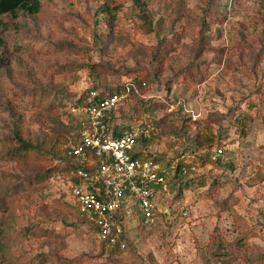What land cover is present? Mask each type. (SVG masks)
Returning <instances> with one entry per match:
<instances>
[{
  "label": "rangeland",
  "instance_id": "obj_1",
  "mask_svg": "<svg viewBox=\"0 0 264 264\" xmlns=\"http://www.w3.org/2000/svg\"><path fill=\"white\" fill-rule=\"evenodd\" d=\"M37 2L1 15L0 227L13 230L0 264H264V0ZM126 80L146 84L115 118L155 104L142 117L156 131L134 150L160 164L167 192L152 224L124 225L126 247L110 250L67 204L65 176H38L64 164L80 93ZM22 141L26 159L8 158ZM179 161L197 173L175 175Z\"/></svg>",
  "mask_w": 264,
  "mask_h": 264
},
{
  "label": "built area",
  "instance_id": "obj_2",
  "mask_svg": "<svg viewBox=\"0 0 264 264\" xmlns=\"http://www.w3.org/2000/svg\"><path fill=\"white\" fill-rule=\"evenodd\" d=\"M145 84V80H126L103 95L104 88H90L76 107L77 134L66 143L67 152L79 164L75 180L65 176L70 202L108 249L126 247L124 225L132 221L145 226L152 224L158 196L167 192L160 164L150 158L133 157L136 139L148 137L149 132L156 130L151 129L145 118L138 122L124 121L127 125L124 129L116 126L119 122L114 111ZM221 153L219 147L211 152L213 156ZM85 162L94 165L89 169ZM196 173L193 164L181 165L178 171L192 177Z\"/></svg>",
  "mask_w": 264,
  "mask_h": 264
},
{
  "label": "trees",
  "instance_id": "obj_3",
  "mask_svg": "<svg viewBox=\"0 0 264 264\" xmlns=\"http://www.w3.org/2000/svg\"><path fill=\"white\" fill-rule=\"evenodd\" d=\"M37 3H38L37 0H0V26L3 25V22H2L3 20H2V17H1V15L3 13L9 12V13H14L15 14L18 10H21V9H24V8H28L31 11H35V10L38 9ZM114 7L115 6H111L109 4V2H105L104 1V3L102 5H100L99 10H100V12H107V11L111 12L114 9ZM15 48H18V46H15ZM0 65H1V60H0ZM116 87L117 86H111V87L106 86V87H104V91L101 93V95L105 94L106 92H111L112 89L113 88L115 89ZM93 88H98V86H94ZM88 90H90V89L86 88L85 90H83L80 93V96L78 97V104L82 103V99L86 95ZM136 95L137 94L132 92L131 96H130V100L135 98ZM140 102H141L140 106H138V107H134L133 106L131 108V110H130V113H128L127 115L123 116L122 119L121 118L117 119L118 121L115 119L116 122H119V123L116 124L118 129H124L125 127H127V125L123 123L125 120H129V119L140 120V118H144L142 116L145 113L150 112L151 110H153L155 108V104L151 103L150 99H146V100H143V101H140ZM75 134H77L76 131H75ZM75 134L73 135L74 137H75ZM149 138L148 137H141V136L138 137L136 139V145L137 144L138 145L140 144V146L144 145V143H147ZM67 141L68 140L65 138L64 139L65 146H64L63 152H65L66 160L64 161V164L63 165H58V164L53 165L52 171L50 169H48L46 172L40 174V176H38V178H40L41 176L44 177V178H47V177L52 176L54 174H62L63 176H66V175L69 176L71 178V180H75L76 179V176H75L74 172L76 171V168H77V166L79 164L76 162L74 156L72 154H70L69 152H67V150H68L67 147H66ZM194 141L196 142L197 146L201 145V143H202V140H201V138L199 136H196ZM19 144L20 145L15 147L14 149L12 148L10 150H6V153H7L6 156L8 158H10V157L14 158L16 161H23V160L26 159L25 158V155H27L26 152H27V150L32 148V145L29 142H25V141H22ZM133 157H137L140 160L141 159L150 158L151 160L156 161V159L154 157H150L149 154H144L142 151L141 152L140 151L139 152L136 151L133 154ZM198 159H201V158L199 157ZM84 164H85V167L89 168V169L92 168L93 165H94V164L89 165L86 162ZM181 165L189 166V165H192V164L191 163H182V162L179 161V163L176 165V167L174 169V174L175 175L178 174L179 167ZM38 178H37V175L35 174L34 180L37 181ZM170 179H172V178H170ZM67 204L72 206L73 208L75 207L76 211L78 210L77 206L75 204H73L72 202H70V203L67 202ZM9 216L11 217V220L14 221L13 220V218H14L13 214H9ZM12 230H13V227L10 226V223H7L5 226L0 227V233L2 235L6 234V233H8V232H10ZM28 232L29 233L31 232V234H36V235L40 234V231L38 229L34 228V226L28 227L25 230V232L23 231L22 234L25 236ZM110 250H118V249H110ZM7 252L8 251H6V253ZM7 257L10 258L11 255L7 253ZM15 263H17V261H15ZM18 264H29V263H22V261H18Z\"/></svg>",
  "mask_w": 264,
  "mask_h": 264
}]
</instances>
